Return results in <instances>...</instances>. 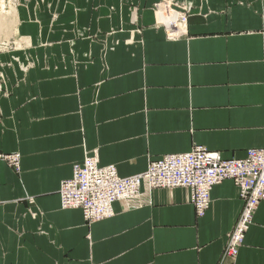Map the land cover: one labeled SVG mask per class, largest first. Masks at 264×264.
I'll return each mask as SVG.
<instances>
[{"label":"crops","instance_id":"crops-1","mask_svg":"<svg viewBox=\"0 0 264 264\" xmlns=\"http://www.w3.org/2000/svg\"><path fill=\"white\" fill-rule=\"evenodd\" d=\"M158 1L0 0V153L20 155L19 172L0 161V264H219L241 209L230 181L201 218L184 189L91 225L60 207L88 156L126 178L195 147L264 148V0H175L176 39ZM224 264H264V201Z\"/></svg>","mask_w":264,"mask_h":264},{"label":"built area","instance_id":"built-area-1","mask_svg":"<svg viewBox=\"0 0 264 264\" xmlns=\"http://www.w3.org/2000/svg\"><path fill=\"white\" fill-rule=\"evenodd\" d=\"M11 4L16 6L18 0H11ZM176 5L175 0H159L153 6L157 23L169 39L180 37L186 28L187 17L174 9ZM0 161L19 172V154L0 153ZM224 181L234 184L241 203L219 259V264H224L237 258L258 206L264 201V148L248 150L242 160H224L219 153L195 147L186 154L149 160L145 172L126 178L118 176L115 166L100 167L95 156H88L73 167L70 179L61 182L58 195L62 210H81L85 224L91 225L111 218L115 202L135 209L149 203L154 191L184 189L196 217L201 218L210 208L212 188Z\"/></svg>","mask_w":264,"mask_h":264},{"label":"bare ground","instance_id":"bare-ground-1","mask_svg":"<svg viewBox=\"0 0 264 264\" xmlns=\"http://www.w3.org/2000/svg\"><path fill=\"white\" fill-rule=\"evenodd\" d=\"M2 5H3V4H2ZM2 7H3V6H2ZM8 23H9V22H8ZM11 24L13 25V23H11ZM10 26H11V25H10ZM6 28H7V27H6ZM4 32H5V31H3V33H4ZM3 33H2V34H3ZM6 33H7V32H6Z\"/></svg>","mask_w":264,"mask_h":264}]
</instances>
